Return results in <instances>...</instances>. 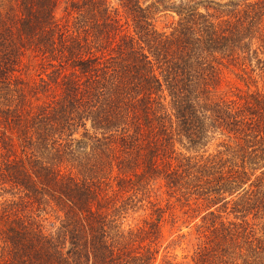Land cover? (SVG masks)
<instances>
[{"label": "trees", "instance_id": "trees-1", "mask_svg": "<svg viewBox=\"0 0 264 264\" xmlns=\"http://www.w3.org/2000/svg\"><path fill=\"white\" fill-rule=\"evenodd\" d=\"M0 264H264V0H0Z\"/></svg>", "mask_w": 264, "mask_h": 264}, {"label": "rangeland", "instance_id": "rangeland-1", "mask_svg": "<svg viewBox=\"0 0 264 264\" xmlns=\"http://www.w3.org/2000/svg\"><path fill=\"white\" fill-rule=\"evenodd\" d=\"M165 20H163L162 22H160L162 25L164 24ZM168 230H169V226L166 227V232L168 233ZM177 252L179 253V255L181 256L183 254V250L178 247L177 248Z\"/></svg>", "mask_w": 264, "mask_h": 264}]
</instances>
